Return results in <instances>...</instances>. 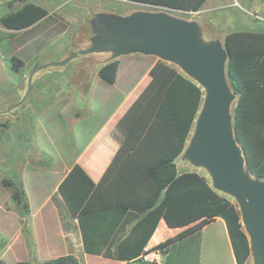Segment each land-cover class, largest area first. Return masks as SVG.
<instances>
[{"label":"crops","instance_id":"0c3cea01","mask_svg":"<svg viewBox=\"0 0 264 264\" xmlns=\"http://www.w3.org/2000/svg\"><path fill=\"white\" fill-rule=\"evenodd\" d=\"M94 53L104 57L109 52ZM138 54H128L134 55L131 57L133 63L142 68L135 78L128 75L123 80L127 69L120 56L116 82L105 81L99 75V69L112 60L110 56L99 61V76L94 80L86 76L75 82L77 93L71 88L58 93L60 97L53 107H60L65 121L64 130L63 127L57 130L60 117L50 110L47 118L51 125H44L46 130L36 136L45 148L34 154L25 147L23 154L25 159L21 165L20 182L27 193L29 212L18 202L17 205L0 202V215L5 220L2 222L0 217V229L9 231L8 241L0 248V261L37 264L74 254L80 264H124L141 255H137L140 242H128L140 220L141 208L128 204L144 202L156 187L130 153L154 119L166 87L181 70L177 64L163 60L164 67L152 76L150 69L160 58ZM72 136L77 140L76 150L64 141ZM179 158L180 171H198L187 166L182 169ZM76 164L100 190L94 196L91 195L94 191L89 193L84 201L89 214L82 217L80 211L73 213L60 191V186ZM37 172L42 174L41 185L34 187V174ZM198 172L212 184L209 172V176ZM76 185L81 186L69 182L65 188L70 193ZM199 221L170 226L161 217L145 246L159 245ZM249 260H244L240 251L238 255L226 220L217 216L201 229L174 240L168 252L163 254L161 264H249Z\"/></svg>","mask_w":264,"mask_h":264},{"label":"trees","instance_id":"16d2710c","mask_svg":"<svg viewBox=\"0 0 264 264\" xmlns=\"http://www.w3.org/2000/svg\"><path fill=\"white\" fill-rule=\"evenodd\" d=\"M132 1L191 12L200 10L207 0ZM17 2L23 4L0 17L1 24L8 29L22 30L31 27L49 14L48 8L32 1L9 0L8 5L14 7ZM225 44L229 51L228 75L237 94L233 109L235 134L243 147L248 168L255 176L264 178V29H233L226 35ZM11 62L14 72L19 71V67L24 64L15 55L11 57ZM164 64L159 59L150 69V74L156 76ZM119 65L120 59H112L100 67L99 75L105 81L114 83ZM204 94L199 83L183 72L176 73L166 87L161 104L146 133L130 153L156 187V191L144 199V202L128 204L141 208L140 220L128 238V242L132 241L133 244L140 242L137 255L143 252L161 217L170 226H184L200 219L176 237L159 244L166 253L174 240L201 229L210 219L222 216L227 222L238 255L240 251L244 260L251 258L249 236L235 199L215 189L205 175L198 171H180L178 166V158L188 144ZM6 125L0 121V138L1 129ZM69 182L79 183L81 186L72 187L69 193L65 188V184ZM4 184L13 187L14 199L29 212L30 204L23 183L18 185L12 180L4 179ZM60 191L73 213L80 211L81 217L89 214L87 204L84 203L89 193L94 191L91 194L94 196V193L100 192L79 164L71 170L60 186ZM0 264L6 263L1 260ZM14 264L31 263L18 261ZM37 264H80V261L74 254H67Z\"/></svg>","mask_w":264,"mask_h":264},{"label":"rangeland","instance_id":"374dc122","mask_svg":"<svg viewBox=\"0 0 264 264\" xmlns=\"http://www.w3.org/2000/svg\"><path fill=\"white\" fill-rule=\"evenodd\" d=\"M27 1L45 6L49 14L35 25L22 30L8 29L0 22V121L7 124L1 129L0 138V202L8 205H17V201L13 197V187L5 185L4 179L19 185L25 147H29V151L34 154L45 148L36 136L38 132L46 130L44 125L47 127L50 124L48 114L54 111L59 115L60 126H56L57 130H62L65 125L60 107H53L60 97L58 93L68 88L77 93L75 82L82 77L90 76L94 80L95 76H99V61L109 58L111 53H106L104 57L96 53L85 54L64 65L51 64L43 67L34 73L30 92L29 77L37 66L62 61L74 51L91 45L97 34L94 24L99 13L129 15L137 10H166L197 20L206 40H220L223 43L228 32L233 29H264V0H207L200 10L191 12L170 10L132 0ZM8 2L9 0H0V17L23 4L17 2L14 7H10ZM136 54L135 56H139ZM13 55L24 61L17 72L11 68ZM132 56L134 55L120 57L127 69L123 80L128 75L131 78L140 75L142 68L136 67ZM179 69L183 72L180 67ZM64 141L72 150H76L77 140L73 136ZM179 164L182 169L187 166L208 174L206 169L196 167L183 154L179 158ZM41 177L42 174L38 172L34 174V187L41 185ZM1 219L5 223L2 217ZM8 239L9 231L0 229V248ZM249 264H254L252 255Z\"/></svg>","mask_w":264,"mask_h":264},{"label":"water","instance_id":"95a60500","mask_svg":"<svg viewBox=\"0 0 264 264\" xmlns=\"http://www.w3.org/2000/svg\"><path fill=\"white\" fill-rule=\"evenodd\" d=\"M94 25L97 34L91 45L62 61L37 66L29 77L28 91L37 70L51 64L64 65L94 52H110L111 59L143 53L177 64L205 92L183 155L209 172L215 189L236 199L254 264H264V178L248 168L235 134L233 109L237 94L228 75L227 45L220 40H206L197 20L166 10H137L129 15L99 13Z\"/></svg>","mask_w":264,"mask_h":264},{"label":"built area","instance_id":"2783aa9c","mask_svg":"<svg viewBox=\"0 0 264 264\" xmlns=\"http://www.w3.org/2000/svg\"><path fill=\"white\" fill-rule=\"evenodd\" d=\"M163 254V249L159 245L145 246L137 259L129 260L124 264H161Z\"/></svg>","mask_w":264,"mask_h":264}]
</instances>
